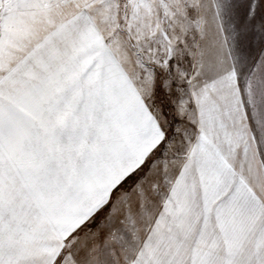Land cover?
Masks as SVG:
<instances>
[{
	"label": "snow or ice",
	"instance_id": "1",
	"mask_svg": "<svg viewBox=\"0 0 264 264\" xmlns=\"http://www.w3.org/2000/svg\"><path fill=\"white\" fill-rule=\"evenodd\" d=\"M0 264H264V0H0Z\"/></svg>",
	"mask_w": 264,
	"mask_h": 264
}]
</instances>
